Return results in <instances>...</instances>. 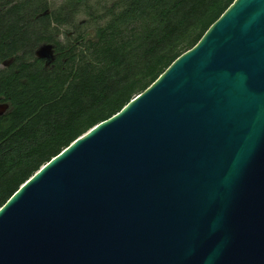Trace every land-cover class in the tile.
Instances as JSON below:
<instances>
[{"label": "water", "instance_id": "water-1", "mask_svg": "<svg viewBox=\"0 0 264 264\" xmlns=\"http://www.w3.org/2000/svg\"><path fill=\"white\" fill-rule=\"evenodd\" d=\"M0 264H264V0H234L26 180L0 207Z\"/></svg>", "mask_w": 264, "mask_h": 264}, {"label": "trees", "instance_id": "trees-1", "mask_svg": "<svg viewBox=\"0 0 264 264\" xmlns=\"http://www.w3.org/2000/svg\"><path fill=\"white\" fill-rule=\"evenodd\" d=\"M233 1L0 0V103L9 104L0 116V207L146 89ZM45 44L48 65L36 56Z\"/></svg>", "mask_w": 264, "mask_h": 264}, {"label": "rangeland", "instance_id": "rangeland-1", "mask_svg": "<svg viewBox=\"0 0 264 264\" xmlns=\"http://www.w3.org/2000/svg\"><path fill=\"white\" fill-rule=\"evenodd\" d=\"M60 2H62V0H50V4L52 7H55L56 5H58ZM84 17H80L79 20H82ZM64 27L61 29L62 30V34L64 35ZM64 39V37H62Z\"/></svg>", "mask_w": 264, "mask_h": 264}]
</instances>
